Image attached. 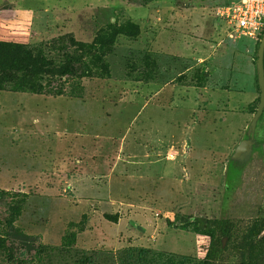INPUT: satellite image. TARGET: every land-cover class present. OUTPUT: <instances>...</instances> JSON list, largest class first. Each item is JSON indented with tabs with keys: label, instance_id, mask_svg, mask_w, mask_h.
I'll return each instance as SVG.
<instances>
[{
	"label": "rangeland",
	"instance_id": "1",
	"mask_svg": "<svg viewBox=\"0 0 264 264\" xmlns=\"http://www.w3.org/2000/svg\"><path fill=\"white\" fill-rule=\"evenodd\" d=\"M225 2L0 0V42L60 65L50 44L73 38L89 66L53 95L0 91V264H206L215 220L230 237L211 264H264L262 39L211 43L212 68L173 56L201 45L185 22ZM152 30L186 35L171 55ZM241 79L257 95L231 104Z\"/></svg>",
	"mask_w": 264,
	"mask_h": 264
},
{
	"label": "trees",
	"instance_id": "2",
	"mask_svg": "<svg viewBox=\"0 0 264 264\" xmlns=\"http://www.w3.org/2000/svg\"><path fill=\"white\" fill-rule=\"evenodd\" d=\"M65 44V38H61L57 42L54 41L50 44L52 50H55L58 46L61 47L60 50H64L63 63L58 65L53 61L54 59L47 55L43 47L31 48L28 45L0 42V91L10 90L39 95L50 93L53 95L54 91L50 85L45 84L47 81L56 77H74L78 73V70L82 68H86L85 72L82 73V75H86V71L89 70L87 62H84L81 56H76L67 51L69 47L81 45L73 38L70 39L69 44L66 46ZM259 46L260 43L258 44V50ZM61 94L59 92L55 95ZM262 120L263 115L260 117L258 123L262 122ZM196 221L200 222L201 220L197 219ZM207 224L212 234V244L206 264H211L210 261L214 260L219 252L220 239L229 238L230 231L225 227V221L223 220H215ZM198 227L197 231L199 233L205 232L201 226ZM19 235L22 236L21 234Z\"/></svg>",
	"mask_w": 264,
	"mask_h": 264
},
{
	"label": "crops",
	"instance_id": "3",
	"mask_svg": "<svg viewBox=\"0 0 264 264\" xmlns=\"http://www.w3.org/2000/svg\"><path fill=\"white\" fill-rule=\"evenodd\" d=\"M3 18L5 17L0 16V20H2ZM12 22L11 25L5 28L0 24V39L2 37L7 36V34H11L12 33L11 31H14V28L12 26L14 25V23ZM185 26L189 28L186 30L187 37H189V39L197 43H201V45L199 46H194L193 44L194 42L192 43L193 44L192 49L190 50L192 51V54L181 53L180 56L179 54L178 55L172 54L178 51V47L174 43L178 39H180L181 35H183V37L186 35L185 33H180L178 31L174 32L172 30H163V31L160 30L157 31V33H155L154 30H152V32H150L149 34L150 42L152 43V46L157 51H162L165 53L168 52L167 54H171L173 56L183 58L188 62H194L197 65L210 66V67H211L210 62L215 58V54L210 52V50L213 48L211 43H213L217 48H223L225 50L231 49L230 45L224 39L227 38V36L222 32V29L220 28L214 16H210L209 14L207 16L203 15L196 22H192V25L190 23L187 24V22H185ZM180 30L182 31L183 29L180 28ZM208 42H210L211 45L210 47L207 46V44H209ZM215 46H214V51L216 50ZM233 49L235 50L236 47H234ZM248 58H249V65H251V70H252L253 56L251 49H249ZM248 58H246L247 60L245 61H248ZM237 78L238 77H235L234 79ZM253 86L254 85L252 82H250L249 86L247 84L244 86L243 79H241V82L239 84H237L236 82V86H235L236 89L233 92H228V94H230L229 98L232 100L231 104H233L235 100L238 101V99L243 98V96L249 98V94L253 98H255L257 94Z\"/></svg>",
	"mask_w": 264,
	"mask_h": 264
},
{
	"label": "built area",
	"instance_id": "4",
	"mask_svg": "<svg viewBox=\"0 0 264 264\" xmlns=\"http://www.w3.org/2000/svg\"><path fill=\"white\" fill-rule=\"evenodd\" d=\"M215 16L230 40L259 41L264 34V0H226Z\"/></svg>",
	"mask_w": 264,
	"mask_h": 264
},
{
	"label": "water",
	"instance_id": "5",
	"mask_svg": "<svg viewBox=\"0 0 264 264\" xmlns=\"http://www.w3.org/2000/svg\"><path fill=\"white\" fill-rule=\"evenodd\" d=\"M257 71H258V79H259V85H260V104L258 108V112L254 119V126L259 121L260 117L262 116L264 112V35L260 42L259 50H258V60H257ZM246 144L245 147L246 148ZM242 151V150H241ZM238 152L239 149H238Z\"/></svg>",
	"mask_w": 264,
	"mask_h": 264
},
{
	"label": "bare ground",
	"instance_id": "6",
	"mask_svg": "<svg viewBox=\"0 0 264 264\" xmlns=\"http://www.w3.org/2000/svg\"><path fill=\"white\" fill-rule=\"evenodd\" d=\"M244 147H245V144H242V145L240 146V148H239V151L243 150Z\"/></svg>",
	"mask_w": 264,
	"mask_h": 264
}]
</instances>
